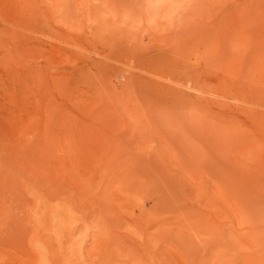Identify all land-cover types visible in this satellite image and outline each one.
Returning <instances> with one entry per match:
<instances>
[{
	"label": "rangeland",
	"instance_id": "1",
	"mask_svg": "<svg viewBox=\"0 0 264 264\" xmlns=\"http://www.w3.org/2000/svg\"><path fill=\"white\" fill-rule=\"evenodd\" d=\"M0 264H264V0H0Z\"/></svg>",
	"mask_w": 264,
	"mask_h": 264
}]
</instances>
